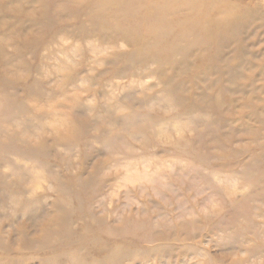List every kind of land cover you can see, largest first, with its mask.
Masks as SVG:
<instances>
[{
    "label": "rangeland",
    "instance_id": "obj_1",
    "mask_svg": "<svg viewBox=\"0 0 264 264\" xmlns=\"http://www.w3.org/2000/svg\"><path fill=\"white\" fill-rule=\"evenodd\" d=\"M203 17L0 0V264H264V18Z\"/></svg>",
    "mask_w": 264,
    "mask_h": 264
},
{
    "label": "bare ground",
    "instance_id": "obj_2",
    "mask_svg": "<svg viewBox=\"0 0 264 264\" xmlns=\"http://www.w3.org/2000/svg\"><path fill=\"white\" fill-rule=\"evenodd\" d=\"M104 8L118 5L121 0H98ZM176 1L182 0H164V6L169 7ZM194 9L195 14L207 18L208 27L204 30L208 38L216 41V48L222 47L227 38H222V31L239 26L249 18H264V0H254L246 3L247 0H184ZM238 1V2H237ZM254 3V5H252ZM254 6V7H253ZM217 9V15L214 16L213 10ZM219 13V14H218ZM217 18H222L218 20ZM217 52V51H216ZM208 53V52H207Z\"/></svg>",
    "mask_w": 264,
    "mask_h": 264
}]
</instances>
